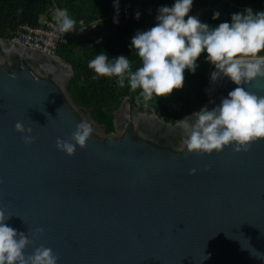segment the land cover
Returning <instances> with one entry per match:
<instances>
[{
	"label": "water",
	"instance_id": "95a60500",
	"mask_svg": "<svg viewBox=\"0 0 264 264\" xmlns=\"http://www.w3.org/2000/svg\"><path fill=\"white\" fill-rule=\"evenodd\" d=\"M74 75L56 54L0 38V209L33 239L26 255L43 245L59 264H264L250 254L264 253V140L248 152L192 153L176 121L131 100L107 134L72 96ZM235 87L210 80L205 105ZM248 90L264 95V79ZM82 118L95 132L68 156L57 138ZM17 122L33 129L34 144Z\"/></svg>",
	"mask_w": 264,
	"mask_h": 264
},
{
	"label": "clouds",
	"instance_id": "9594fccd",
	"mask_svg": "<svg viewBox=\"0 0 264 264\" xmlns=\"http://www.w3.org/2000/svg\"><path fill=\"white\" fill-rule=\"evenodd\" d=\"M194 4L195 0H174L171 6H160L155 25L136 32L131 48L141 64L135 70L129 56L110 58L106 52L92 59L89 68L98 76L116 77L121 88L127 81V86L139 89L148 102L182 90L185 73L195 75L200 66L198 60L206 54V62L214 68L211 82L217 84L227 78L236 87L211 110L205 105L176 121L183 137L182 146L192 153L213 154L225 147H231L235 153L248 152L253 142L264 140V95L248 90L253 82L264 79V11L248 6L233 13L230 21L213 26L192 14ZM113 7L114 23L118 25L119 0H114ZM220 17L221 13L216 11L212 19L219 21ZM135 18L141 19L139 11ZM56 21L61 33L75 31L76 21L67 9L59 11ZM15 128L25 145L36 142L31 127L17 122ZM94 132L93 124L82 118L69 139L57 138L56 147L73 156L77 147L86 148ZM12 217L0 209V264H59L60 257L43 245L26 255L33 239L29 232L9 225ZM36 233L42 235L45 229L38 228ZM252 250L254 258L264 260V253L253 247Z\"/></svg>",
	"mask_w": 264,
	"mask_h": 264
},
{
	"label": "trees",
	"instance_id": "16d2710c",
	"mask_svg": "<svg viewBox=\"0 0 264 264\" xmlns=\"http://www.w3.org/2000/svg\"><path fill=\"white\" fill-rule=\"evenodd\" d=\"M174 0H119V24L114 23L116 10L114 0H0V38L13 39L22 26H39L42 18L52 7L67 9L76 21L72 37L60 43L56 55L74 68L71 93L76 102L93 110L94 118L106 127L107 134L115 133L114 112L126 100L140 105L142 111L157 113L175 122L199 110L208 100L205 92L210 82L213 66L206 62V54L198 60L195 75L185 73V87L174 91L169 97L145 102L140 90L119 87L116 77L98 76L89 68V62L99 53L106 52L110 58L129 56L132 69L141 64L131 48L132 37L137 31L147 30L156 23L160 6H171ZM251 6L264 11V0H195L193 15L203 22L216 26L228 20L235 12ZM141 13L137 21L136 12ZM219 11V21L212 19ZM80 22L84 23L81 29Z\"/></svg>",
	"mask_w": 264,
	"mask_h": 264
},
{
	"label": "built area",
	"instance_id": "2783aa9c",
	"mask_svg": "<svg viewBox=\"0 0 264 264\" xmlns=\"http://www.w3.org/2000/svg\"><path fill=\"white\" fill-rule=\"evenodd\" d=\"M60 10L63 9L50 8L39 26H22L16 31L13 40L30 48L56 54L60 43L65 42L73 35L72 32L65 34L59 31L56 17ZM80 27L81 29L84 28L83 22H80Z\"/></svg>",
	"mask_w": 264,
	"mask_h": 264
}]
</instances>
